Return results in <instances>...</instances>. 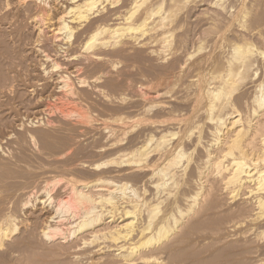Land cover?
I'll use <instances>...</instances> for the list:
<instances>
[{
    "label": "rangeland",
    "instance_id": "rangeland-1",
    "mask_svg": "<svg viewBox=\"0 0 264 264\" xmlns=\"http://www.w3.org/2000/svg\"><path fill=\"white\" fill-rule=\"evenodd\" d=\"M24 5L28 8L31 5V1L27 0ZM99 7L102 12H105V14L103 13L104 15L108 11L120 10L124 12L123 14H128L131 13V10L132 13L135 10L137 13H134L133 20H136L138 15H142L146 7H148L146 10L152 9L153 15L150 17L151 19L149 18L148 23L146 22L149 26L147 24V27L142 26L143 28H139L138 32L133 30L136 34L132 31L130 34L129 31H122L120 34H123L118 35L120 37H117L116 41L114 39H106V41L109 39L112 42H109L110 47L105 48V53L109 49H114L115 52L119 51L118 49H122L125 44L131 42L130 39L136 36V38L140 39V42L137 41L130 45V48L131 46L133 48V50L131 48L130 52L134 54H139L140 52L142 54H139V56L144 58L136 57L138 55H131L130 52V54H127L132 56L131 58L120 55L118 57V53L115 54L113 50L114 54L111 53L113 56L108 51L109 54L107 52L108 55L105 56L107 59L104 57L105 61L97 62L91 59L92 52L87 54L85 46L83 49H85L86 53L82 47L77 45L70 49L71 43L67 45L69 47L67 53L69 52V54L65 50L62 52L67 54V56L62 52L61 54L56 46L60 45L59 43L62 40L57 42V39L53 37L54 35L52 36L53 33L49 31L50 29L47 30L45 26L39 23H42L41 19L44 20L43 16L37 17L39 14H34L35 19H31L34 21L38 20L36 23L29 24L27 27L24 24L23 27L26 30L25 28H22L23 30L20 29L24 33L22 31L19 32L17 29H15L16 31L13 30L14 27L9 28L8 25H0V210H2L0 211V225L5 232L8 231V237L3 241V246H0V264H115L116 262V264H126L122 261L121 256H118V251H115L117 248L112 246L114 244H110L111 248L108 247V244L112 243L111 240H107L109 243L104 239H98L102 240V242L92 239L96 243L91 240L93 238L91 233L95 229L94 227L93 229L87 228L73 234L77 231L78 223L82 221L80 215H82L83 211L81 208L74 209L76 214L73 210L72 213L66 212V214L64 212L61 213L62 216L57 215L58 218L56 217L55 222H52L53 225H51L54 226L56 223L61 229L64 228V231L62 230L63 233L59 236L60 238L56 236L54 241H48L41 237L43 227L47 226L46 217L55 209L57 210L59 202L67 200V197L69 198V189L72 184L77 185L76 182L79 185L81 183L82 185L89 184L87 185L88 187L92 182L91 189L88 188L91 192H94L96 188L99 192L101 188V194H105L104 190L107 189L104 187L105 182L111 181L108 177L111 175L114 177L112 179H115V173L119 169L123 171L122 167L128 173L132 171L131 176H133L134 172L138 175L140 172L137 174L138 171L134 170L135 166L133 164H122V162L130 159V152H133L137 146H141L143 142H147L148 134L155 129H158V135L162 134V132L169 133L170 136L173 133H182V136L180 134L174 138V142L179 137L190 135V138L187 137L189 140L186 144L190 150L189 155L191 154V157L188 155L187 158H192L193 164L200 160L203 156L202 154H204L203 150L201 151L199 147L194 151L191 143L198 138L199 132L208 131L207 127L209 128V124L206 121L204 122L206 118L202 116L203 114H200L204 112L201 109L205 105L202 106L203 102L198 101V87H196L194 82L200 79V75L201 77H208L215 73L218 70L217 67H220L221 63L224 62V60L222 61L224 55V58H226V55L230 54L232 46L240 45L242 42L243 44L246 43V25L252 24L251 21H261L256 30L259 29L258 31L264 37V0H148L145 3L140 2V4H134L132 0H113L111 2L106 1ZM164 16H169L168 20H173L171 22L173 25L171 27L167 26L170 29L168 30L166 27L168 31L166 29L163 30V32L165 30L168 32L167 36H171L169 38L171 47L159 52L158 54L160 55L156 54V56L150 57L149 55L152 54L146 52L144 47V41H146L147 37H142V35L159 20H163ZM140 18L139 16V20H143ZM36 24L37 26L40 24V30ZM6 26H8V29H6ZM42 26L44 27L43 30ZM136 26L139 27V24ZM17 31L23 34L19 36L18 33H15ZM38 31L42 32L41 35ZM10 33L13 35H10ZM257 37L258 35L253 36V40L255 39L254 41H256L254 44L256 48L259 46L260 51L262 49L264 52L263 37L262 39L258 37L259 40ZM222 40L224 41L223 43ZM65 42L62 43L66 44ZM221 43L223 47L222 53L219 50L221 54L219 58L218 49H220ZM67 46L65 48H68ZM54 48L57 49V54ZM37 50L40 51L38 52ZM41 51H43L44 55L41 54ZM70 52H73V54H70ZM213 53H216V55ZM45 54H48L47 56H50L49 58L52 61L48 60L49 62H45ZM109 55L114 58L109 59ZM69 57L74 59L70 60ZM163 57L165 59H159ZM204 57L206 58L204 59ZM213 58L214 60L216 59L215 63L212 62ZM202 59L205 61L200 63ZM217 59H220L221 63L217 62ZM205 62H208L207 65ZM209 62L210 64L213 63L212 66L209 65ZM216 63L219 64L215 66ZM53 64H55L54 66L56 64L59 66H57V70L53 68ZM199 65L202 67V71ZM258 67L260 69L254 78L255 82L261 80L264 76V62ZM42 68L47 70L48 74L44 75ZM197 68L200 69L199 75L197 74ZM76 71L78 73H75ZM195 74L199 76L198 78L196 76L197 80L194 77ZM252 74L253 72L249 74L250 79L248 78L247 82L245 81L236 94L233 95L234 98L232 97V100L237 101L236 104H239V106L237 104L236 108L243 114L246 113V97L248 99L252 91L250 86L253 81L251 79ZM62 76H70L71 80L69 78V81H67L69 83L73 81L71 85L76 89L74 92L75 94L76 92L78 93V95L76 94L77 96L65 95L55 88L53 80L56 77L57 81H59L60 78L58 77ZM78 79H84L87 82L86 85L84 84L85 86L80 87ZM192 80L194 81L193 83L191 82ZM241 101H245L243 102L244 104ZM196 110L203 112H197ZM129 117L130 119L127 120L128 128L127 126L124 127L126 131L122 129L120 134L118 133L112 138H110V135L108 137L105 134L109 130L105 129L107 132L96 131V123L98 124L99 120V124H104L110 120L107 123L111 126L114 125L113 120L119 118L127 119ZM88 118L89 121H97H94L95 123L92 121L93 123L91 124L94 126L85 123L86 120L89 122ZM181 119L185 120L182 124L184 127L178 125ZM173 121L174 123H171ZM123 130L125 132L128 130L129 133L126 135ZM93 131L97 132L98 135L94 136L95 133ZM204 132H202L203 138ZM100 134L102 137L99 136ZM154 135L157 134L154 133ZM204 139L205 143L209 142V139L208 141H206V138ZM137 143L139 145H136ZM198 150L202 152L200 156ZM106 163L108 164L105 165ZM95 165H104L108 170L102 166L101 168L103 169H95ZM117 167L121 168L117 169ZM102 170L106 174H103ZM109 170H113L111 171L113 175L109 173ZM107 171L110 175H107ZM128 173L125 171L120 174L116 173L122 182L119 183L116 176L115 185L119 184L121 186L122 183L128 180L127 183L129 185L125 183L127 184L126 187L136 188V191L141 192L140 195H144L146 192L144 188L148 187L147 190H149V187H151L149 186L150 183L148 184L144 181L142 185L140 184L141 181L133 180ZM125 175L132 180H126ZM101 176L105 177L104 180H107L105 182L102 181L103 178L101 179ZM97 178H100V180L98 179L99 185L97 184ZM121 178L125 180L123 179V181ZM68 181L74 182L71 184ZM94 181L96 183H93ZM145 182L147 185H145ZM190 187L193 186L189 185L185 189L182 187L181 193L194 195L195 187L193 189ZM67 188H69V192L66 190ZM97 191L94 193L97 194ZM149 191L145 194L146 196L144 195L145 198L142 195L141 198L143 197L142 199L144 200L151 199L153 189L150 191L151 194H149ZM222 192L217 191L216 196L219 195V197H215L214 201L216 203L213 209L206 211L207 214L201 215L200 212L195 215L196 218L201 215L197 219L193 216L194 213L187 214V218L189 217L190 221L188 220L189 218L185 220H188L189 224L186 222V225L184 223L179 230L175 229L160 244L149 245L150 248L149 246L146 248V246L141 245L145 239L144 241L142 240L143 242L140 240L141 244L138 240L137 245L140 244L142 246V248H139L141 251L143 250L142 253L144 252L145 254L146 251L147 254L150 253L152 258L157 259L150 264H264V218L262 216H260L261 219L259 218L260 211L258 214L256 213L258 210L254 211L258 215L259 224L255 220L256 217L253 220L254 222L251 221V218L256 216L254 212V215L252 217L248 216V219L245 214L238 217V211H235V216H237L235 217L233 210H239L241 204L243 206V196L247 198V201H244V206L249 202L251 196L249 195L250 198H248V195H242L237 200H231L232 198L230 199L228 193ZM181 193L178 195L179 197H182ZM29 200L31 205L28 206L29 208L24 209V204ZM165 203L167 205L168 202ZM164 204L162 206L165 207L163 211L168 209ZM184 205L186 204L183 203L182 205L181 203L182 209H187ZM79 210L82 212L80 213ZM5 214H12L18 218L17 227L14 226L15 224H7ZM191 215L194 217L193 219ZM24 219L29 221V225L21 224ZM253 223L254 225L256 223V226H253ZM56 224L55 226H57ZM13 227L18 229L14 232ZM102 227L104 225L96 227L95 230L98 231ZM153 232L155 233V231ZM82 236L87 237V240L90 239L91 241L88 240L87 243L85 240L84 242L87 244H83ZM17 242L22 245V248L18 249L19 251L13 247V244ZM112 247L114 250H112ZM138 263L136 262L135 264Z\"/></svg>",
    "mask_w": 264,
    "mask_h": 264
},
{
    "label": "bare ground",
    "instance_id": "bare-ground-1",
    "mask_svg": "<svg viewBox=\"0 0 264 264\" xmlns=\"http://www.w3.org/2000/svg\"><path fill=\"white\" fill-rule=\"evenodd\" d=\"M30 1H31V5H29L28 8H26L24 4H26L27 0H0V25L1 24H2V26L8 25L9 28L14 27V29L12 28L13 30L17 29L19 32H21L23 30L22 28H25V27H23L24 24H26L25 26L27 27V25H29V24L36 23V21H38V20L34 21L31 19L32 18L35 19L34 14H39V15H37V17H40V16L44 17V20L41 19L42 23L41 22H39V23L42 24L43 26H45L47 28V30L50 29L49 31H51V33H53L52 36L54 35L53 37H55V39H57V42H59V40H62V41H60L61 43L66 41L65 42L66 44L59 43L60 45L56 46L59 53H61L63 50H65L67 53V50L69 49V47L67 45H69L70 43H71L70 49L73 46L76 47V45L78 47H82V49L85 46L87 49V51H86L87 54H90L92 52L91 56L90 55L89 56L91 57V59L93 61H97V62L98 61H100V62L105 61L107 59V57H105V56L109 54L108 51H110V54L113 53L114 49L113 50L107 49L108 54H107V52L105 53V50H106L105 48L108 46L109 47L111 46L109 44V42L111 40L109 41V39H114L116 41L118 35L123 34V33L120 34L122 31H124V32L129 31V34L131 31L133 32V30H134V32H136V30L138 32L139 28H143L144 26L147 27V25H148L147 23L149 21V18L152 17V15H153L151 8H150L151 10L150 9L146 10V8H148V7H146L144 9V13L142 15H138L137 19H138L139 23H138V21H136L137 19L133 20L134 13H137V12H135V10L133 13L131 10V13H128V14H123L124 12H122L120 10L108 11L107 14L104 15L105 12L104 11L102 12V10H100L101 8L99 6L103 3H105L106 1L111 2L113 0H30ZM132 1L134 4H140V2L145 3L148 0H132ZM139 8L141 9V7H139ZM141 13H142V11H141ZM139 16L143 20H139ZM165 16H164V18H162L163 20H159V22L155 23V25L153 24L154 26L153 27L151 26L152 27L151 29H149V30L147 29L148 31L144 30L146 32L142 35V37H145V36L147 37V39H145L146 41H144V47L146 48V50H145L146 52L152 54V55L148 54L150 57L153 55L156 56V54H158L159 52L167 50L171 47V43L169 41V38L171 36L170 37H169V35L167 36V33H168L167 31L170 29L171 25H173V23H171L173 20H168L169 16L168 17H165ZM251 22H252V24L249 23L248 24L249 26L246 25V43L244 42L245 44H243V42H242V43H240V45L232 46L231 52H230V48H229L231 46L230 45L228 47L230 54L226 55V58H224L225 55L223 52L224 57H223L222 61L224 60V62L221 63L220 59L219 60L217 59L218 60L217 62L221 63V65H220V67H217L218 70L215 73H213L212 75H210L211 74L210 73L209 74L210 76H208V77L207 76L201 77V75H200L199 80H197V78L199 76H197L196 74H195V76L193 75L195 78L197 76V78H196L197 81L195 80L196 82H194L192 80L191 82L192 83L194 82L196 87H198V91H197L198 101L199 102L201 101V103L203 102L202 106L205 105V107L202 108L201 110H204L206 117H205L203 111H201V110H196V111L197 112L198 111L203 112L200 114H203L202 116H204V118H206V120H204V122L206 121V123L209 124V128L207 127L208 131L206 130L207 131V132L205 131L206 133L204 131H202L205 133V134L203 133L204 138L207 139L209 137L208 138L209 142L205 143L204 142L205 139L202 136V132H199L200 135H198V138L197 139L194 138L195 141L191 143V144H193L194 151H196L197 148H199V147L201 148V151L203 150L204 154H202V152L198 150L199 156H200V154L203 155L202 158L198 161H196L194 159L196 162L193 164L194 161L192 158H190L191 157L190 156L191 154L189 155L190 150L188 148V145L186 144L190 138L189 137L190 135L189 136L187 135V137H189L188 139L186 136L181 137V138L179 137V139L176 142H174L173 141L174 138L178 137V135H180V134H181L180 136H182V133H180V134L179 133H177V134L173 133L170 136L169 133L166 134V133L162 132V134H161L159 132L160 134L158 135V129H155V130H153V132L148 134L147 142H145V143L143 142V144L141 146H137V148H135L133 152H130V159H128L126 161L123 160V162H122V164H124V163L133 164V166H135L134 170L138 171L137 174L140 172L138 175H136L135 172L133 171L134 172L133 176L136 179H134L133 176H131V173H132L131 170H130L131 173H128V171L124 170V168L122 166L121 167H122L123 171H121V169H119L120 171L119 170L118 171L116 170L117 172L115 171L117 174L123 173L124 171L127 172L130 175V177H132L133 180L141 181L140 184H142V182L144 184V181H146L148 184L150 183L151 185L149 184V186H151V187H149V188L153 189V195H151L152 196L151 199H149V200L142 199L144 197V195L146 193H148V191L150 190V189L147 190L148 187L144 188L145 189L144 191H146V192L144 195L141 194L143 196L141 198V195H140L141 192L136 191L135 187H134L135 189H133V187L131 189L130 186L126 187L127 184L129 185V183H127V181H128L127 179H129V181L132 179L127 178V176L125 175L126 176L125 179L127 180L125 183H127V184L122 183L121 186L119 184H118L119 185L118 186V185H115L116 184L115 179L117 176L119 183H121L122 181L120 180V177H118V175L115 173V175H116L115 179H112L114 177H112L110 174H108V171H107V175H110L108 177V179H111V181H106L107 179L104 180L105 177L103 178L101 176V179L103 178L102 181H104V182L106 181L105 186H104L107 188L104 190L105 194L104 193L101 194V192H100V190H102L101 188H100L99 192L97 191L98 189L96 188L95 191H97V194L94 193L95 191L91 192L88 188H90V186L93 185L92 182H91L90 186L88 187L87 185H89V184L82 185V183H81V185H79L78 182L75 181L77 183V185H76V184H72L74 181L73 182L68 181L69 183L72 184L71 188L69 187L70 189L69 188L66 189L67 191H68V189L70 191V193L68 194L69 198L67 197V200L59 202L57 210L55 209L54 210L55 212L53 211V212L48 214V216L46 217L47 226L46 227L42 226L43 230L41 231V237H43L45 240H48V241L49 240L54 241V238L56 236L57 237L61 236L63 233L62 230L64 228L62 227L63 229H61L60 226H58L56 223L55 224L57 226H55V224H54V226H52L53 225L52 222H55L57 215H61V213H64V212L65 213L66 212L72 213V211L75 208H76V210H77V208H81V210L83 211L82 215H80L82 221L78 223L77 231H75L73 234L79 233V232H81L87 228L93 229V227H94L96 229V227H98V226L100 227V226L104 225V227H102V229H100L98 231H96L95 229L93 230V232L91 233V235L93 234V238H91V240L97 239L96 241H99V242L100 241L102 242V240H98V239H104L106 241L111 240L112 243L111 242L109 243L107 241L109 243L108 244L109 246L108 245L107 246L111 248L110 244L111 245L114 244L112 246L117 248V249H115V251H118V256L120 255L122 258V261H124L126 264H135L136 262L137 263L139 262L141 264L142 263L143 264H150L152 261L157 260V259L152 258L150 253H148L149 254L148 255L146 253V251H145V254H144V252L142 253L143 250L141 251L139 249V248H142L141 245H144L147 248V246H149V245L152 246L154 244L155 245H157L158 243L160 244V242L167 239L173 233V231L175 229L179 230V228H181V226H183L184 223L186 225V222H187V224H189L188 222L190 221V218L188 217L189 218L188 219L187 216L191 213H194L193 216L198 215L200 212H201V215L207 214L206 211H210L211 208L213 209V207H215V203H216V201H214L215 197H219V195H218L219 193L217 194L218 196H216L217 191H220V193L222 191L228 193L230 195V199L232 198L231 200H234V199L237 200L238 197H242V195H245V196L248 195V198H250L249 195L251 196L249 202H247L245 204V206H244V201H247V198L243 196V199H242L243 200V206L240 203L241 207L239 208L237 206L239 208V210L238 209H235V210L232 209L234 211V213H233L234 216L236 214L235 211L236 212L238 211V214H237V215H239L238 217L245 214V216L247 218H248V216L252 217V215H254L256 213L258 214V212L260 211L259 212V218H260V216H262L264 218V216H263L264 215V76L262 78L260 77L261 80L256 81V82L254 79L256 77V75L259 73L260 68L258 66L261 63L263 64V62H264V52L262 51V49L260 51V48H258L259 46L257 47L258 49L256 48V46L254 44V43H256V41H254L255 39L253 40L254 35H258V37H260L262 39L263 34L260 33V31H258L259 29L256 30L257 26H259L261 21L260 20H253ZM136 23L139 24V27L136 26V25H138ZM40 24H39V26H40ZM123 24L125 27L122 26ZM33 25L35 26V24H33ZM8 26H6L7 27L6 29H8ZM36 26H37V24H36ZM39 26H37L38 29H39ZM43 26H42V30L44 28ZM167 26H170V27H167ZM166 27L168 28V30L166 29ZM1 28L3 29V27H1ZM20 29H22V30H20ZM164 29H166L167 31L165 30L163 32ZM25 30H26V28H25ZM18 31L15 33H18L19 36L24 33L22 31L23 33L21 34ZM38 32L41 35L42 32L41 33H40V31H38ZM11 34L12 33H10V35ZM134 34H136V33H134ZM40 35H38V36H40ZM21 37H23V36H21ZM220 37H223V36H220ZM258 37H257V39H258ZM61 38H63V39H61ZM107 38H109V39L106 41ZM131 38H133V37H131ZM14 39H15V37H14ZM23 39H24V37H23ZM130 40H131V42L127 43L125 45L123 44L124 43L123 42L122 45H124V46L122 49L121 48L118 49L119 51L115 52V50H114L115 54L118 53L117 54L118 57H120V56H125L126 58L132 57V56L127 54L131 51L132 46L130 48V45L134 44L135 42L139 41L140 39L136 38V36H135V38L130 39ZM223 40H222V43L224 42ZM262 40L264 41V37ZM218 41H220V40H218ZM260 42H261V40H260ZM222 43L220 44L221 46H219L220 49H218V52H219V50H221V53H222V47H223ZM231 43H232V41H231ZM236 43H238V42H236ZM37 44H39V43H37ZM52 44H53V42H52ZM112 45H113V43H112ZM116 45H118V44H116ZM66 46L68 48H65ZM214 46H216V45H214ZM217 47H218V44H217ZM56 48H54L55 53L57 51ZM155 48H158V49H155ZM72 49H74V48H72ZM42 50H44V49H42ZM83 50L85 52V49H83ZM132 50H133V48H132ZM37 51L39 52L40 50H37ZM58 51H57V53H58ZM88 51H89V53H88ZM199 51L201 52V50H199ZM41 52H42L41 54H43V51H41ZM209 52H211V51H209ZM214 52H216V51H214ZM71 53L73 54V52H70V54ZM67 54H69V52ZM67 54H64V55L67 56ZM132 54L135 56L138 55L136 57H142V56H139V54L140 55L142 54L140 52H139V54L138 53H136V54L131 53V55ZM162 54H163V52H162ZM213 54L216 55V53H213ZM47 55L45 54V58H44L45 62H49L48 60H51L49 58L50 56H47ZM158 55H160V54H158ZM220 55L221 54L219 52V55H218L219 58L221 57ZM111 56H113V55L111 54ZM111 56L109 57V59L114 58ZM218 56H216V57H218ZM104 57L106 58L105 60H104ZM115 57H117V56H115ZM136 57H134V58H136ZM216 57H214V58H216ZM142 58H144V57H142ZM205 58L206 57H204V59ZM214 58L212 61L213 63L216 62L215 61L216 59L214 60ZM71 59H74V58H70V60ZM159 59L162 60V59H165V57L159 58ZM201 61L202 62H200V63H203V61H205V60L202 59ZM205 63L207 65L208 62H205ZM219 63H216L215 66H217ZM212 64H210V62H209V65L212 66ZM54 65L55 64L52 65L53 68H55L57 70L58 65L57 64H56V66H54ZM201 66H202V64H201ZM201 66L199 65V67H201ZM217 68H215V69H217ZM179 69H180V67H179ZM199 70L200 69L197 70L198 75H199ZM201 71H202V67H201ZM184 72H185V70H184ZM252 72H253V74L251 75V79L253 81L251 82V80H250L251 85L248 83L252 89L251 95H250L251 97L249 96L250 98L248 97V99L246 97V100H247L245 103L246 104V113L243 114L242 112L239 111V109L236 108V106L238 104V103L236 104L237 101L235 102L232 99L234 98L233 95L236 94V92L240 89L241 85L245 81L247 82V80L249 78V74ZM42 73L44 75L48 74L47 70H44V69L42 70ZM75 73H78V72L76 71ZM70 75H72V74H70ZM66 77H63V76L58 77V78H60L59 81H57V79L55 77V79L53 80V84H54L55 88L59 89L65 95H72L73 97H75L74 95H76V94L78 95V93L76 92V94H75L74 91H76V89L71 85V83L73 81L72 82L70 81V83H69L68 81H69L70 76L67 78ZM189 79H190V77H189ZM70 80H71V78H70ZM78 83H79L80 87H83L86 85L87 82L84 79H78ZM45 84H46V82H45ZM50 85L52 86V84H50ZM184 86H186V85H184ZM60 96H62V95H60ZM236 99H238V98H236ZM142 101H144V100H142ZM195 101H197V100H195ZM241 102L243 103L245 101H241ZM197 105H198V103H197ZM238 106H239V104H238ZM187 111H189V110H187ZM147 112H148V109H147ZM171 113H173V112H171ZM135 114H136V112H135ZM85 117L87 118V116H85ZM128 119H130V117L127 119L119 118V119L113 120L114 125H111L113 127H111L107 123L110 120L106 121L104 124H99V121H100L99 120L98 121L99 125L96 123V126H97L96 131L97 132L98 131L104 132L106 130L107 131L109 130L108 132L106 131L107 133H105V134H107L108 137L110 135L111 136L110 138H112V136H116V134H118V133L120 134V130H122V129L125 130V128H124L125 126H127V128H128V125H127ZM88 121H89V118H88ZM92 121L94 122L95 120H92ZM92 121L90 120L89 122H87V120H86L85 123L94 126L93 124H91V123H93ZM113 121H111V122H113ZM95 122H97V121H95ZM111 122H110V124H111ZM184 122H185V120H182V119L180 120L179 124L176 121V123L179 126L182 125ZM129 123L131 124V122H129ZM171 123H174V121ZM187 124H189V123H187ZM208 124H207V126H208ZM155 125H157V124H155ZM179 126L177 127V125H176L177 128H179ZM88 128H90V127H88ZM78 130H80V129H78ZM128 130H127V132H125L126 130L124 131L126 133V135H127V133H129ZM97 132L95 133L93 131V133H95L94 136L98 135ZM154 133L157 134L158 136L154 135ZM168 134H169V136H168ZM123 135H124V133H123ZM205 135H207V136L205 137ZM94 136H93V138H94ZM99 136H101V134ZM208 139L206 141H208ZM138 143L136 145L140 144V143L139 144ZM149 146H150V148L148 149ZM100 151H101V149H100ZM188 155L190 156L189 158H187ZM186 158H187V160H185ZM107 164L108 163H106L105 165H107ZM191 165H192V168H191ZM101 166L102 165H95L94 168L100 170ZM102 167H105V166L103 165ZM121 167H117V169L121 168ZM91 168H93V167H91ZM101 169H103V168H101ZM113 170H111V171H113ZM96 171H98V170H96ZM111 171L109 170V173H111ZM96 174H98V173H96ZM100 174H102V173L100 172ZM103 174H106V173L104 172ZM129 175H128V177H129ZM125 176H123V177H125ZM98 179L100 180V178H97L96 180H98ZM99 180H98L97 184L99 183ZM102 181H100V182L102 183ZM68 182H66V183H68ZM146 182H145V185H147ZM93 183H96V182L94 181ZM94 185H96V184H94ZM184 185L185 186L187 185V186L185 187ZM189 185L195 187L194 188L195 189L194 195L185 194V193L182 194L180 191V190H182V187H184V189H185ZM193 187H190V188L193 189ZM87 189H88V191H87ZM152 189L150 191H152ZM92 190H94V189L92 188ZM144 191H143V193H144ZM150 191H149V194H151ZM106 192H108V193H106ZM224 192H222V193H224ZM98 193H100V194H98ZM180 193H181L182 197L178 196ZM147 197H148V195H147ZM244 198H246V199H244ZM216 200H217V198H216ZM165 202H168L167 203L168 207H167V205H165L166 204ZM42 203H44V202H42ZM181 203H182V205H183V203L187 205V206L184 205V207L187 208V209L184 208L185 211H184V209H182ZM213 203H214V205L212 206ZM3 204H5V203H3ZM163 204L166 206V208H168L167 210L165 209L163 211V209L165 208V207H162ZM29 205H31L30 200L24 204V209L29 208L28 207ZM76 210H74V213ZM81 210H79L80 213L82 212ZM0 211H2V210H0ZM254 211L255 212L257 211V212L255 213ZM202 212H204V213H202ZM253 212H254V214H253ZM257 214H256V216L251 218V221L254 222L253 220L256 217L255 220H257V222L259 224ZM5 215H6L5 221L7 222V224L11 223V225L15 224L14 226H16L18 218H16L12 214H9V215L5 214ZM201 215H199L198 217H200ZM70 216H72V215H70ZM75 216H74V218L76 219ZM77 216H79V215H77ZM193 216H192V219L194 218ZM235 217H237V216H235ZM195 218H196V216H195ZM79 219H77V220L79 221ZM185 219H188L189 221L188 220L186 221ZM77 220H75V221H77ZM57 221H58V219H57ZM59 221L61 222L60 217H59ZM107 221H109V222H107ZM21 222H22L21 224H26V226L29 223V221L25 220V219ZM144 222H145V224H144ZM111 223H112V225H110ZM248 223H249V220H248ZM62 226H64V225H62ZM253 226H256V223H255V225L253 223ZM16 227H13L14 232L18 229ZM153 231H155V233ZM7 232H5V230H3L1 228V225H0V241H1L0 246H3V241L5 240L6 237H8ZM150 232H152V233H150ZM84 238H86V239H84ZM144 239H145V241H144ZM79 240H80V238H79ZM81 240L83 242L86 240L87 243H88V240L91 241L90 239L87 240V237H83ZM94 240H92V241H94ZM138 240H139L140 244H141V242H143V241L144 242L141 245L138 244V245H140V246H138L137 245ZM140 240H141V242H140ZM86 242H84L83 244H85ZM88 245H90V244H88ZM144 246H143V248H145ZM13 247L18 250L20 247L22 248V245H21V243L19 244L17 242L16 244L15 243L13 244ZM149 248H150V246H149ZM112 250H114V248Z\"/></svg>",
    "mask_w": 264,
    "mask_h": 264
}]
</instances>
